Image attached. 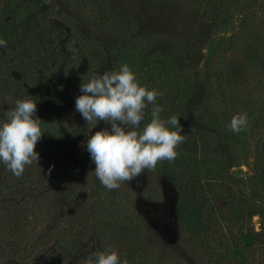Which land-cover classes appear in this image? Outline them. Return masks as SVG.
Instances as JSON below:
<instances>
[{
  "label": "trees",
  "instance_id": "trees-1",
  "mask_svg": "<svg viewBox=\"0 0 264 264\" xmlns=\"http://www.w3.org/2000/svg\"><path fill=\"white\" fill-rule=\"evenodd\" d=\"M46 1L0 0V39L7 42L6 46L0 47V123L4 121L6 112L15 107L17 99L30 96L37 105L34 118L41 120L43 132L35 147L39 160L26 166L21 177H15L0 162V264L71 262L83 235L81 222L85 212L81 207L76 208V201L84 197L78 188L80 184L74 180L81 156L77 154L79 157H75L74 146L71 147L73 133L69 128L74 116L77 123L84 121L75 110V99L82 95V78L84 82L90 78L77 69L75 63L62 62L60 42L66 34L62 27L56 28L51 19H59L62 25L71 24L69 32L72 36L67 35L65 39L75 41L66 43L80 57L86 58L85 61H91L88 50L97 48L93 36L103 31L104 20L95 15L86 18L84 5L104 8L107 0H50L47 2L49 10L43 13L35 5ZM259 3L260 0H207L204 5L208 6L210 20L220 33H225L223 30L232 21L236 10L243 16L242 30L230 37H218L213 52L217 50L220 54L243 57L249 65L260 70L261 77L264 75V31L250 35L251 13ZM104 17L107 19L106 15ZM121 32L122 35L117 28V40H113L115 42L109 50L121 63L129 65L138 82L161 93L155 105L148 104L143 110L145 123L150 122L152 108L156 105L163 108L160 117L164 121L172 116L183 118L190 100L194 99L195 85L201 81L202 85L211 86V90L196 103L203 109L207 120L217 122L220 119L222 110L217 106L224 103V70L210 69L207 65L209 60L202 69L191 70L179 65L182 60L180 54L158 53L151 50L149 43L143 45L140 38L131 39L123 29ZM254 38L262 41L263 54L253 47ZM116 41L120 43L116 44ZM59 62L66 65L63 73L58 72ZM258 84L263 86V82ZM260 121H264V117ZM166 126L171 128V125ZM178 147L173 162L164 160L158 166L165 181L180 193L186 219L194 224L196 230L190 239L199 249L196 252L201 256L199 264L210 263L208 257L214 251L213 243L218 242L226 251V256L221 258L227 264H264V232L247 233L244 228L245 218L260 213L264 207L262 197L254 203L246 201L245 194L233 198L236 202L230 203V214L238 215L242 221L234 236L231 218H222L227 225L225 228L216 211H208L207 207L213 205L195 171L196 161L185 159ZM175 164H180L181 169H177ZM251 165L252 180L264 190V142ZM232 200L227 198L228 203ZM87 202L91 203L88 198ZM250 250H253L252 254L247 255Z\"/></svg>",
  "mask_w": 264,
  "mask_h": 264
},
{
  "label": "rangeland",
  "instance_id": "rangeland-1",
  "mask_svg": "<svg viewBox=\"0 0 264 264\" xmlns=\"http://www.w3.org/2000/svg\"><path fill=\"white\" fill-rule=\"evenodd\" d=\"M47 2L50 0L45 4L37 2L35 6L44 13L49 10ZM206 2L207 0H107L104 8H94L89 4L85 7L83 4L86 18L95 15L104 20L103 31L93 36L97 48L88 50L91 61H85L86 58L80 57L66 43L75 41L65 39L67 35L72 36L69 32L71 24L62 25L54 17L51 22L56 28L62 27L66 34L60 42L62 62L75 63L76 68L89 78L107 70H119L124 64L109 50L115 42L113 40L116 39L117 28L120 35V30L123 29L129 38H140L143 45L149 43L151 50L155 49L158 53L180 54L182 60L179 65L191 70L202 69L207 60L210 69L224 70V103L217 106L218 110H222L220 119L217 122L207 120L203 109L196 103L211 90V86L202 85V81L197 82L194 99L190 100L184 117L178 118L182 125L181 135H184V141L178 148L185 159L196 161L195 171L213 205L207 207L208 211L213 209L220 219L231 218L233 223L229 221L233 235L236 236L238 225L242 221L238 215L230 214V203L236 202L233 198L245 194L246 201L254 203L260 197L264 200L263 187L252 180L250 169L264 142V121H260L264 117V75L260 77V70L249 65L241 56L220 54L217 50L213 52L218 37H230L242 30L243 16L236 10L232 21L223 30L225 33H220L210 20L208 6L204 5ZM251 14L250 35L264 31V0H260ZM99 22L103 25L101 20ZM253 41L255 50L260 49L263 54L262 41L257 38ZM211 53L214 54L210 56ZM59 64L61 67L58 72L63 73L66 65L61 62ZM259 82H263L262 87ZM139 84L145 86L142 82ZM232 97L239 102L233 101ZM238 113L247 114L248 124L245 130L234 134L228 125L232 116ZM259 114L261 115L258 116ZM71 120V147L74 146L72 149L76 153L75 157L82 158L74 180L80 184L78 188L84 198L76 201V208L81 207L85 217L81 222L83 235L78 242L77 253L71 262L68 260L65 264H86L91 253L106 249L117 251L122 260H128V264H199L198 258L201 256L196 255L199 249L195 248L194 241L190 239L196 230L194 224L186 219L180 193L165 181L158 164L154 171L145 170L138 177L139 186L134 179L122 183L119 189H106L95 176V164L87 151L86 141L87 135L105 127L110 130V125L99 121L91 129L85 120L81 124L77 123L75 116ZM144 123L143 118L142 125ZM175 166L181 169L180 164ZM87 198L91 201L90 204ZM227 198L233 200L228 203ZM259 212L251 218H245V232H264V207ZM221 221L223 223V219ZM224 226L227 228L223 223ZM229 242L231 243L230 240ZM219 243H213L214 251L208 257V264H227L221 258L226 256V251H223ZM252 251L247 255L252 254ZM258 257L259 254L256 258Z\"/></svg>",
  "mask_w": 264,
  "mask_h": 264
},
{
  "label": "clouds",
  "instance_id": "clouds-1",
  "mask_svg": "<svg viewBox=\"0 0 264 264\" xmlns=\"http://www.w3.org/2000/svg\"><path fill=\"white\" fill-rule=\"evenodd\" d=\"M0 39V47L6 46ZM75 99V110L95 128L97 122L110 125L87 135V151L95 164V176L108 190L119 189L124 182L137 180L147 171H154L157 164L177 157L176 148L183 143L182 125L176 116L164 121L160 117L163 108L156 105L151 120L142 125L144 109L155 105L158 93L141 86L128 64L119 70H107L94 74L80 85ZM37 105L30 96L15 101V107L7 111L0 123V162L19 178L25 167L38 162L35 147L42 137L41 120L34 118ZM248 124L247 114H235L228 125L230 131L239 134ZM171 125V128L166 126ZM126 255V254H125ZM86 264H128L117 251L106 249L91 253Z\"/></svg>",
  "mask_w": 264,
  "mask_h": 264
}]
</instances>
